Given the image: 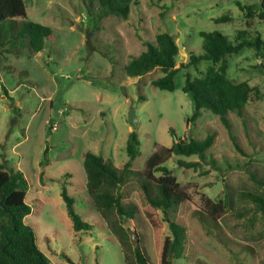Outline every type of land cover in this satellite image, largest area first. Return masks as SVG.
<instances>
[{
    "label": "rangeland",
    "instance_id": "1",
    "mask_svg": "<svg viewBox=\"0 0 264 264\" xmlns=\"http://www.w3.org/2000/svg\"><path fill=\"white\" fill-rule=\"evenodd\" d=\"M24 1L28 19L50 26L54 35L41 52L21 46L7 52L6 45L0 56V163L6 161L28 179L26 201L33 210L25 220L51 262L137 264L139 245L151 263L160 264L168 222L149 204L135 172L157 146L173 145L172 128L178 138L215 136L197 170L177 164V158L200 160L197 155L174 154L164 163L191 196L170 212L187 229L184 255L174 264H264V211L250 195L264 192L256 181H264V53L246 47L227 56L230 79L260 88L243 116L230 114L231 129L209 109L188 124L193 102L183 91L187 71L201 78L214 65H190L191 54L203 52L201 31L218 30L234 40L246 30L264 41V18L249 17L243 9L260 0H138L128 19L101 14L97 4L89 11L84 0ZM222 15L230 20L217 23ZM161 32L174 34L179 45L173 91L152 84L162 76L160 69L136 77L125 72V65L146 49L145 42ZM131 108L136 126L128 119ZM133 130L140 154L121 191L124 203L136 205L137 212L124 222L128 240L123 242L94 207L84 154H101L123 168ZM64 186L77 213L92 225L90 231L74 230L61 195ZM208 200L224 205L215 219Z\"/></svg>",
    "mask_w": 264,
    "mask_h": 264
},
{
    "label": "trees",
    "instance_id": "2",
    "mask_svg": "<svg viewBox=\"0 0 264 264\" xmlns=\"http://www.w3.org/2000/svg\"><path fill=\"white\" fill-rule=\"evenodd\" d=\"M84 2L89 11L97 4L101 14L109 13L128 19L132 5L137 4L138 0H84ZM243 9L247 10L249 17L264 18V0L252 6H243ZM228 20L230 17L226 15L215 19L217 23ZM53 35L50 26L28 19L24 0H0V56L4 55L3 49L6 45H9L6 48L7 52L17 51L19 46L31 52H41L45 48L46 40L53 38ZM200 35L203 38V52L199 55L191 54L190 65H197L201 61H212L214 65L209 67L206 75L201 78H192L189 71L185 73L183 91L193 102V113L188 118V124H195L202 116V110L209 109L220 117L225 127L231 129L230 114L237 113L243 116L245 106L251 98L260 93V88L248 81L235 82L230 79L227 56L237 54L246 47H254L264 53V41L260 35L251 34L246 30L238 32L234 40H230L218 30L201 31ZM145 47L139 56L125 65L126 74L131 77L144 76L155 69H160L162 76L154 79L152 84L159 89L175 90V77L180 71L177 67L179 45L175 35L170 32L158 33L153 42H145ZM261 67H264V63ZM170 132L174 137L173 145L157 146L146 161L145 167L135 172L149 204L162 210L168 222L170 234L164 240L160 264H174L175 259L184 255L187 229L173 219L170 212L191 198L189 192L177 180L173 170L164 163L174 154L197 155L200 160L177 158L179 167L197 170L201 161L206 159V152L215 142L214 135L198 140L193 137L178 138L172 128ZM140 146L137 132L131 131L126 145L129 159L123 168H118L101 154L92 151L84 154L87 191L94 207L106 220L111 232L118 235L123 242L128 240L124 222L128 218H135L137 206L125 204L121 190L134 172L132 166L140 154ZM236 146L241 149L239 145ZM43 175L44 171L41 172V180ZM256 181L259 182L260 188L264 189L263 179ZM28 189V179L21 170L9 168L6 161L0 163V264H54L40 249L33 227L26 223V217L33 210L26 201ZM61 195L74 230L90 231L92 225L77 213L74 207L75 200L66 186L63 187ZM250 195L258 208L264 211V192ZM228 203V199L224 201V205ZM209 204L212 212L208 213L214 215L215 219L216 215L224 210V205L222 202L212 204L208 200ZM134 257L137 264H153L139 245L134 248Z\"/></svg>",
    "mask_w": 264,
    "mask_h": 264
},
{
    "label": "water",
    "instance_id": "3",
    "mask_svg": "<svg viewBox=\"0 0 264 264\" xmlns=\"http://www.w3.org/2000/svg\"><path fill=\"white\" fill-rule=\"evenodd\" d=\"M128 119L133 126H136L138 124V120H137L134 108L130 109L129 114H128ZM129 233L131 234V239H132L133 244H135L134 234L130 230H129Z\"/></svg>",
    "mask_w": 264,
    "mask_h": 264
},
{
    "label": "built area",
    "instance_id": "4",
    "mask_svg": "<svg viewBox=\"0 0 264 264\" xmlns=\"http://www.w3.org/2000/svg\"><path fill=\"white\" fill-rule=\"evenodd\" d=\"M52 128L55 129L56 128V125H53Z\"/></svg>",
    "mask_w": 264,
    "mask_h": 264
}]
</instances>
